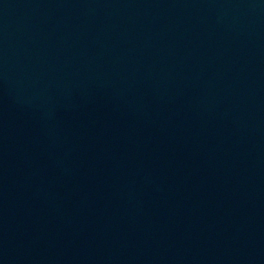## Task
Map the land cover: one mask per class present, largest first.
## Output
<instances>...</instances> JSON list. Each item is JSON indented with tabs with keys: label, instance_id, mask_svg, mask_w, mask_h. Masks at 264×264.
I'll list each match as a JSON object with an SVG mask.
<instances>
[{
	"label": "water",
	"instance_id": "95a60500",
	"mask_svg": "<svg viewBox=\"0 0 264 264\" xmlns=\"http://www.w3.org/2000/svg\"><path fill=\"white\" fill-rule=\"evenodd\" d=\"M0 264H264V0H0Z\"/></svg>",
	"mask_w": 264,
	"mask_h": 264
}]
</instances>
